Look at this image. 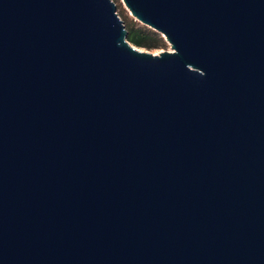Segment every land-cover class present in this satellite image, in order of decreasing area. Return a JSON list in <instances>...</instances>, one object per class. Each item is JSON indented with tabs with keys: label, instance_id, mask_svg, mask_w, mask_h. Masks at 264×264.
<instances>
[{
	"label": "water",
	"instance_id": "obj_1",
	"mask_svg": "<svg viewBox=\"0 0 264 264\" xmlns=\"http://www.w3.org/2000/svg\"><path fill=\"white\" fill-rule=\"evenodd\" d=\"M0 0V264H264V0Z\"/></svg>",
	"mask_w": 264,
	"mask_h": 264
},
{
	"label": "trees",
	"instance_id": "obj_2",
	"mask_svg": "<svg viewBox=\"0 0 264 264\" xmlns=\"http://www.w3.org/2000/svg\"><path fill=\"white\" fill-rule=\"evenodd\" d=\"M118 2L119 0H114ZM119 16L124 21L128 36L127 39L130 43L139 48L148 50L160 49L167 45L165 38L161 33L153 30L151 27L141 24L137 20L130 18L124 9H117Z\"/></svg>",
	"mask_w": 264,
	"mask_h": 264
},
{
	"label": "rangeland",
	"instance_id": "obj_3",
	"mask_svg": "<svg viewBox=\"0 0 264 264\" xmlns=\"http://www.w3.org/2000/svg\"><path fill=\"white\" fill-rule=\"evenodd\" d=\"M123 1L122 0H119L118 2H116V4H117V8H119V9H124L125 10V13H127V15L130 17V18H133L134 20H137L132 14H131V12L127 9V7L125 6V4L124 3H122ZM138 21V20H137ZM138 22H140V21H138ZM141 23V22H140ZM141 24H143V23H141ZM145 25V24H144ZM162 36H163V34H162ZM164 37V36H163ZM165 38V37H164ZM166 40V39H165ZM166 43H167V45L165 46V47H163V48H160V49H152V50H149V51H151L152 53H159V52H161V51H163V50H172V47H171V45H170V43L166 40Z\"/></svg>",
	"mask_w": 264,
	"mask_h": 264
}]
</instances>
